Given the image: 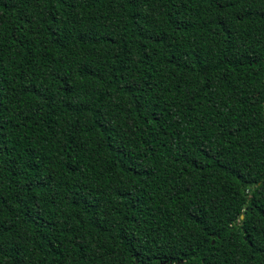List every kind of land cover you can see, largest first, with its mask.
Returning <instances> with one entry per match:
<instances>
[{
	"label": "trees",
	"instance_id": "1",
	"mask_svg": "<svg viewBox=\"0 0 264 264\" xmlns=\"http://www.w3.org/2000/svg\"><path fill=\"white\" fill-rule=\"evenodd\" d=\"M0 143V264H264V0H0Z\"/></svg>",
	"mask_w": 264,
	"mask_h": 264
},
{
	"label": "snow or ice",
	"instance_id": "2",
	"mask_svg": "<svg viewBox=\"0 0 264 264\" xmlns=\"http://www.w3.org/2000/svg\"><path fill=\"white\" fill-rule=\"evenodd\" d=\"M64 3L68 4L71 7H75V0H63ZM129 3L135 5L138 3V0H129ZM37 6H39V0H37ZM223 6V5H222ZM28 23H31V20L28 21ZM6 145L3 143H0V153H2L3 151H5ZM20 175H27V169H25V171L19 173ZM47 179H49L48 177L42 176L39 173L31 176L28 180L25 181L24 184H22L19 188L18 194L20 199V202L23 203V197L25 196L26 192H31L33 187H40ZM0 202L6 204V200H3V198H0ZM34 216L33 219H35L36 217L42 215L43 213V209L42 206L40 204V200L37 199L36 201H34ZM191 214L195 215L198 212V206H193L190 210ZM250 209H244L243 211L240 212V217L241 219L238 220L236 223L242 224L244 223L243 218L248 216ZM246 226V225H245ZM4 231H7V229H3ZM247 235V234H245ZM256 243H259L261 245H264V241H257ZM180 255H182V250L181 253H178ZM151 257H143L140 261H137V264H144L145 260H150ZM159 259V258H157ZM176 256L173 255L171 257L172 261H175ZM181 264H183V261H181Z\"/></svg>",
	"mask_w": 264,
	"mask_h": 264
}]
</instances>
